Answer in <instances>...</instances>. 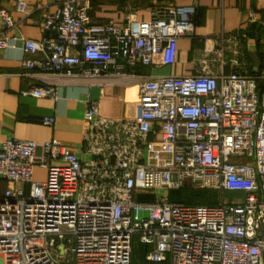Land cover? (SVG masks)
Listing matches in <instances>:
<instances>
[{"label":"built area","instance_id":"obj_1","mask_svg":"<svg viewBox=\"0 0 264 264\" xmlns=\"http://www.w3.org/2000/svg\"><path fill=\"white\" fill-rule=\"evenodd\" d=\"M90 8L61 0L45 12L42 39L21 38L42 57L24 66L133 89L140 111L107 117L89 101L86 157L58 139L3 141L0 177L15 186L0 197V264H133L136 235L153 262L264 264V53L254 71L249 38L222 32L205 40L197 73L147 77L138 66L174 64L179 39L196 36V4L156 6L149 19L121 23L93 22ZM16 9L27 13L26 2ZM248 20L257 22L255 11ZM17 27L0 2V50L20 39L10 33ZM24 93L57 96L52 82ZM184 187L215 190L217 202L169 200ZM226 190L244 196L227 200ZM145 193L154 199H139Z\"/></svg>","mask_w":264,"mask_h":264},{"label":"crops","instance_id":"obj_2","mask_svg":"<svg viewBox=\"0 0 264 264\" xmlns=\"http://www.w3.org/2000/svg\"><path fill=\"white\" fill-rule=\"evenodd\" d=\"M20 0H0L18 24L13 34L20 38L13 47L0 50V146L6 139L17 138L45 142L58 139L77 151L81 157L84 153L83 133L85 128V112L89 101L95 100L100 114L124 118L137 115L140 104L136 100L135 91L122 85H87L56 79L39 69L24 66L27 58H41L42 54L29 53L22 37L40 40L45 35L42 28L43 14L54 10L61 0H22L26 2L27 13L18 11L16 3ZM196 4V36L182 37L178 41L176 61L172 65L138 66V72L147 77L167 75L195 74L201 67L205 40L215 35L235 31L244 33L248 38L247 58L253 70L262 65L259 56L260 48L264 49V0H90L91 21L101 22L112 19L125 22L128 17L149 19L156 6ZM251 11L256 12L257 22L248 20ZM260 20V21H259ZM261 58V59H260ZM205 67L213 66L210 61ZM230 72L232 69L227 68ZM52 82L57 96L36 97L25 94L35 86ZM44 117H53L52 125L44 124ZM44 175V171L37 170ZM10 186L6 179L0 177V197L5 195ZM25 194L29 193V184L18 185ZM215 191V190H212ZM216 200L217 202V192ZM141 200H153L150 193L141 194ZM150 246L135 239L133 264H167L149 261L145 250Z\"/></svg>","mask_w":264,"mask_h":264},{"label":"trees","instance_id":"obj_3","mask_svg":"<svg viewBox=\"0 0 264 264\" xmlns=\"http://www.w3.org/2000/svg\"><path fill=\"white\" fill-rule=\"evenodd\" d=\"M186 189H187L186 190L187 193L184 194V196L173 197V198H170L169 196V200L172 202H184V203H194V204L215 203V200H216L215 191L209 190L211 191L210 192L211 194H210L209 192L207 193L205 192V190L207 189H194V188H189V187H187ZM197 190H203L204 192H201V194L198 195L199 192Z\"/></svg>","mask_w":264,"mask_h":264},{"label":"rangeland","instance_id":"obj_4","mask_svg":"<svg viewBox=\"0 0 264 264\" xmlns=\"http://www.w3.org/2000/svg\"><path fill=\"white\" fill-rule=\"evenodd\" d=\"M263 53H264V49L260 48L259 50V56L262 58L263 60ZM260 58V59H261ZM250 63V62H249ZM251 65V63H250ZM187 187H184V188H180V189H172L170 192H169V196L170 198H173V197H179V196H184V194L187 193ZM196 189H199V188H196ZM199 192L198 195L201 194V192H204L203 190H197ZM205 192H211L209 190H205ZM211 194V193H210ZM216 194V193H215ZM244 195L242 192H237V191H228L226 190L224 192V198L227 199V200H235V199H239V198H242ZM196 202V201H194ZM135 239L137 240V235L135 236Z\"/></svg>","mask_w":264,"mask_h":264}]
</instances>
